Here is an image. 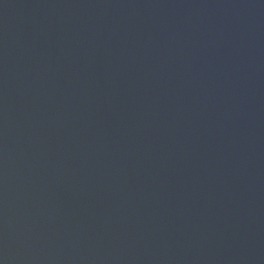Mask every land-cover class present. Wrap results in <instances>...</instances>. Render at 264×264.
I'll list each match as a JSON object with an SVG mask.
<instances>
[{"label":"water","instance_id":"95a60500","mask_svg":"<svg viewBox=\"0 0 264 264\" xmlns=\"http://www.w3.org/2000/svg\"><path fill=\"white\" fill-rule=\"evenodd\" d=\"M0 264H264V0H0Z\"/></svg>","mask_w":264,"mask_h":264}]
</instances>
